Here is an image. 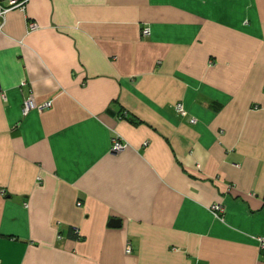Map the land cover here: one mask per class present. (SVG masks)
Here are the masks:
<instances>
[{
  "label": "crops",
  "instance_id": "0c3cea01",
  "mask_svg": "<svg viewBox=\"0 0 264 264\" xmlns=\"http://www.w3.org/2000/svg\"><path fill=\"white\" fill-rule=\"evenodd\" d=\"M0 27V264H264V0H29Z\"/></svg>",
  "mask_w": 264,
  "mask_h": 264
},
{
  "label": "built area",
  "instance_id": "2783aa9c",
  "mask_svg": "<svg viewBox=\"0 0 264 264\" xmlns=\"http://www.w3.org/2000/svg\"><path fill=\"white\" fill-rule=\"evenodd\" d=\"M28 1L29 0H0V17L3 18V16L7 12L12 11V10L24 11L25 6H26ZM37 29H38V26L34 22H27V31L29 33L33 32ZM142 34L148 35L149 30L144 29ZM3 98H4V96H3ZM49 107H50V102L44 103L42 105H37L35 103L33 97L31 95H29L25 98V100L22 103L21 114H22V116H27L30 111L41 112L44 109H47ZM175 111L178 114H180L181 116L185 115L184 108H183L182 104H180V103L175 106ZM190 122L194 123L195 120L191 119ZM125 148H126V144L121 142L119 139H113L112 140L111 153H115V154L121 153L122 151H124ZM78 205H80V204H78ZM211 211L213 213H219V212H222L223 209L220 205H214V206H212ZM73 232L77 233V230H74ZM257 241L259 243L260 249H264V240L263 239H257ZM126 252L127 253L130 252V247H127Z\"/></svg>",
  "mask_w": 264,
  "mask_h": 264
},
{
  "label": "water",
  "instance_id": "95a60500",
  "mask_svg": "<svg viewBox=\"0 0 264 264\" xmlns=\"http://www.w3.org/2000/svg\"><path fill=\"white\" fill-rule=\"evenodd\" d=\"M109 227H120V221L119 220H111L108 224Z\"/></svg>",
  "mask_w": 264,
  "mask_h": 264
}]
</instances>
